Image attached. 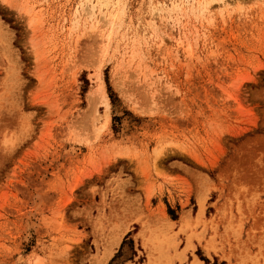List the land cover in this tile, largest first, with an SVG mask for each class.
<instances>
[{
	"label": "rangeland",
	"instance_id": "1",
	"mask_svg": "<svg viewBox=\"0 0 264 264\" xmlns=\"http://www.w3.org/2000/svg\"><path fill=\"white\" fill-rule=\"evenodd\" d=\"M0 264H264V0H0Z\"/></svg>",
	"mask_w": 264,
	"mask_h": 264
},
{
	"label": "bare ground",
	"instance_id": "2",
	"mask_svg": "<svg viewBox=\"0 0 264 264\" xmlns=\"http://www.w3.org/2000/svg\"><path fill=\"white\" fill-rule=\"evenodd\" d=\"M208 2V1H207ZM206 2V3H207ZM206 5V4H205ZM206 7H208V4L206 5ZM99 92H101L100 93V96H101V101L105 104V106H107L108 105V99L106 98V96L104 95V93L101 91V89H100V91ZM108 122V115H107V113L105 112V118H104V121L102 122V126H105L106 125V123ZM120 237H121V232L120 233H118L115 237H114V239H113V241L112 242H110V245L106 248V249H104V251L102 252V254L98 257V258H96V259H98L97 261H99V263H101L102 261H104V260H106L111 254H112V252H113V247H114V245H116V244H118V242H119V240H120ZM154 242V241H153ZM152 247V246H151Z\"/></svg>",
	"mask_w": 264,
	"mask_h": 264
}]
</instances>
